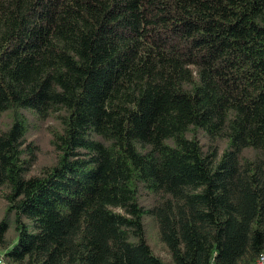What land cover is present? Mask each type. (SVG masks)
Masks as SVG:
<instances>
[{"label": "trees", "instance_id": "obj_1", "mask_svg": "<svg viewBox=\"0 0 264 264\" xmlns=\"http://www.w3.org/2000/svg\"><path fill=\"white\" fill-rule=\"evenodd\" d=\"M0 201L7 264H254L264 0H0Z\"/></svg>", "mask_w": 264, "mask_h": 264}, {"label": "rangeland", "instance_id": "obj_2", "mask_svg": "<svg viewBox=\"0 0 264 264\" xmlns=\"http://www.w3.org/2000/svg\"><path fill=\"white\" fill-rule=\"evenodd\" d=\"M46 126V124H45ZM39 135L37 136V139L38 138H41V142H40V145L41 147L43 148H47L46 147V140H47V136L45 135V133H38ZM34 135H32L33 137ZM197 136L202 140L203 138L201 137V135L197 134ZM3 215V204L1 203L0 201V218L2 217ZM146 232H147V239H148V242L152 248V251L154 252V254H156L157 256H159L162 260L164 261H167L169 259V256L164 248V246L160 243V241L158 240L157 238V234H156V230H155V227L152 226L151 224H148L146 226Z\"/></svg>", "mask_w": 264, "mask_h": 264}, {"label": "built area", "instance_id": "obj_3", "mask_svg": "<svg viewBox=\"0 0 264 264\" xmlns=\"http://www.w3.org/2000/svg\"><path fill=\"white\" fill-rule=\"evenodd\" d=\"M0 264H7L0 254ZM254 264H264V252L259 254L254 262Z\"/></svg>", "mask_w": 264, "mask_h": 264}]
</instances>
